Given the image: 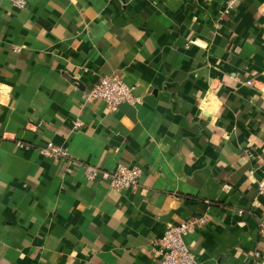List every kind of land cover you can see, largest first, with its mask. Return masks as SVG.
Instances as JSON below:
<instances>
[{
  "label": "crops",
  "instance_id": "obj_1",
  "mask_svg": "<svg viewBox=\"0 0 264 264\" xmlns=\"http://www.w3.org/2000/svg\"><path fill=\"white\" fill-rule=\"evenodd\" d=\"M27 1L0 0V264H159L167 224L204 214L198 264H264V0ZM102 76L136 103L86 100Z\"/></svg>",
  "mask_w": 264,
  "mask_h": 264
},
{
  "label": "built area",
  "instance_id": "obj_2",
  "mask_svg": "<svg viewBox=\"0 0 264 264\" xmlns=\"http://www.w3.org/2000/svg\"><path fill=\"white\" fill-rule=\"evenodd\" d=\"M242 0H227L221 10L224 16L230 15L238 3ZM13 6L24 8L27 6V0H11ZM253 84L252 80L247 81ZM135 86L127 83L123 78L117 76H102L87 91L85 99H102L111 112L117 111L122 104H135L137 99L134 94ZM78 126V125H77ZM43 153L50 157L69 159L71 163L83 166L85 176L90 181L106 182L116 190H122L128 187H136L140 183L142 171L134 165L119 163L114 170H108L101 166L91 163H85L71 156L69 151L53 142L47 143L42 149ZM225 189L230 191L232 185L225 184ZM258 198L253 205L259 207L262 205L260 199L264 196V180L258 182ZM243 215L246 211L243 208L238 210ZM209 221V217L204 215H192L179 223H168L164 235L159 243V264H198L195 253L189 247L185 237L193 233L200 227H204ZM260 233L264 236V222L260 223Z\"/></svg>",
  "mask_w": 264,
  "mask_h": 264
}]
</instances>
